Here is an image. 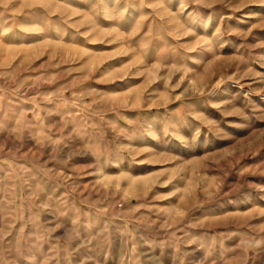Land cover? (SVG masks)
I'll return each instance as SVG.
<instances>
[{
  "label": "rangeland",
  "instance_id": "374dc122",
  "mask_svg": "<svg viewBox=\"0 0 264 264\" xmlns=\"http://www.w3.org/2000/svg\"><path fill=\"white\" fill-rule=\"evenodd\" d=\"M0 264H264V0H0Z\"/></svg>",
  "mask_w": 264,
  "mask_h": 264
},
{
  "label": "crops",
  "instance_id": "0c3cea01",
  "mask_svg": "<svg viewBox=\"0 0 264 264\" xmlns=\"http://www.w3.org/2000/svg\"><path fill=\"white\" fill-rule=\"evenodd\" d=\"M25 188H26V186H23L21 189L24 191L25 190ZM24 193H26V192H24ZM26 198H27V203H29V204H31V202H30V199L26 196Z\"/></svg>",
  "mask_w": 264,
  "mask_h": 264
}]
</instances>
